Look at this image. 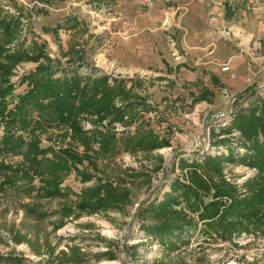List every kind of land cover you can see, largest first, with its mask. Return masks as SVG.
<instances>
[{"label":"rangeland","instance_id":"rangeland-1","mask_svg":"<svg viewBox=\"0 0 264 264\" xmlns=\"http://www.w3.org/2000/svg\"><path fill=\"white\" fill-rule=\"evenodd\" d=\"M234 1L236 9H239L241 5H237V0ZM10 2L11 0L2 1L6 10L16 13ZM15 2L26 13L20 40L25 39L27 46H30L32 40L45 43L47 57L58 62L64 71H79L83 75H107L112 84L113 80H122L128 90L146 97L148 107L136 110L135 119L127 114L123 121L112 124L105 121L99 125L101 131L115 134L114 124L131 126L141 121L139 127L145 125L156 134L158 132L157 136L163 130L161 139H169L170 146L151 154L128 153L130 160H126L125 152L113 159L99 160V168L105 172L99 176L113 180L114 184H117L120 174L128 171L126 186L131 193L132 206L125 214L113 212L69 217L64 219L59 230H54L55 224L63 220V207L75 206L82 192L97 182L94 179L84 183L75 170L61 184L63 190H68V194L61 198L34 201L35 195L25 197L24 192L9 189L0 195V255L15 254L22 257L23 264H76L77 260L85 261L83 264H264L263 238L243 236L231 243L202 238L196 232L191 236L189 245L179 251H170L157 240L144 241L136 218V211L144 201L163 197L169 190L170 180L181 179L182 182L184 180L189 183L186 171L183 172L179 167L180 159L191 162L197 158L200 162L203 161L205 154L199 153L204 149L209 125L210 146H213L215 141L225 137L219 135L231 126L235 112L255 100V97H250L234 101L232 107L229 104V109L220 112L231 110L230 120L218 119L214 114L199 129L192 117L184 116L194 106V101L189 99V103H186L185 100L173 99L178 94L177 89L171 85L170 79L158 75L159 66L163 63L161 58L167 56L169 45L180 44L179 35L171 30L173 20L192 11L204 12L208 8L211 12H217V8L221 7L217 3H225L229 7L230 0L208 1L207 5L206 0H151L149 6L143 5V0H66L52 5L32 0ZM35 7L44 9L46 14L36 13ZM69 16L79 18L81 26L77 30L64 27L65 19ZM60 24H63V28L53 33L52 30ZM229 33L231 34L230 31ZM171 34L173 42L169 37ZM176 57L171 56L172 61ZM36 66L37 63L34 62L16 66L11 77V81L17 86L16 94L27 89L26 84L20 86V81ZM253 85L256 84L250 86ZM257 88L259 96L264 97V85ZM116 104L118 107L122 106L121 101ZM80 122L84 131L89 134L96 128L87 117H82ZM188 124L189 127L186 128ZM197 135H200L202 145L194 149L191 142ZM39 136L44 148L50 146L56 150L70 148L83 151V147L73 141L70 131L66 134L64 129L51 128ZM186 136L188 139H184ZM236 136L239 133L233 132L231 138ZM125 137L128 136L116 138L120 140ZM188 142L190 146L187 145ZM98 145H94L95 149L99 148ZM212 148L208 154L213 156L226 150L223 147ZM22 161L21 156H0V162L5 164L17 166ZM79 167L83 169L82 166ZM256 172L243 165L227 164L224 177L230 183L242 185ZM34 184L39 186V180ZM24 204H35L36 211L47 214V217L38 220L35 215H26ZM16 233L25 237L21 244L15 241ZM157 245L159 246L155 247ZM110 252L115 255L113 260L106 255Z\"/></svg>","mask_w":264,"mask_h":264},{"label":"trees","instance_id":"trees-1","mask_svg":"<svg viewBox=\"0 0 264 264\" xmlns=\"http://www.w3.org/2000/svg\"><path fill=\"white\" fill-rule=\"evenodd\" d=\"M2 1L0 156H21L23 161L17 166L0 162V195L17 189L24 192L25 197L35 195L34 201L61 198L68 194L61 184L75 170L84 183L94 179L97 182L82 192L75 206L63 207V220L55 224L54 230H59L69 217L127 213L132 206L131 193L126 186L128 171L120 174L114 184L113 180L99 176L105 173L99 168V160L113 159L122 152L151 154L169 147L170 140L161 139L145 125L140 126L135 135L118 140L112 132L101 131L99 125L105 121L110 124L123 121L127 114L135 119L136 110L147 109L146 97L128 90L122 80H113L112 84L107 75L64 71L58 62L47 57L45 43L32 40L27 46L25 39L20 40L26 13L16 0L10 2L16 13L6 10ZM32 1L52 5L66 0ZM229 9L230 15L235 13ZM34 11L46 14L44 9L35 7ZM80 26L76 16L65 19L64 27L68 30H77ZM62 28L60 24L52 32ZM24 62H34L37 66L20 81V86L26 84L27 89L16 94L17 86L11 77L16 66ZM250 97L255 100L235 112L231 126L219 135L225 137L213 145L225 148L222 154L207 153L202 162L197 158L191 162L180 159L179 167L186 171L189 183L173 179L161 199L144 201L138 207L136 218L144 239L157 240L170 251L189 245L196 232L202 238L221 242L233 243L243 236L264 239V97L259 96V89L253 85L236 100ZM204 99L200 95L194 102ZM118 101L122 102L121 107L117 106ZM82 117L91 119L96 126L91 134L84 131ZM51 128L64 129L66 134L70 131L73 141L83 147V151L42 147L39 135ZM233 132H238L239 136L231 138ZM97 143L99 148L95 149ZM227 164L243 165L257 172L242 185L230 183L224 177ZM36 180L39 186L34 184ZM23 208L26 215H35L38 220L47 217L36 211L35 204H24ZM15 239L21 244L25 237L16 233ZM106 255L111 260L115 257L112 252ZM75 262L83 264L85 261ZM0 264H23L22 257L0 255Z\"/></svg>","mask_w":264,"mask_h":264},{"label":"crops","instance_id":"crops-1","mask_svg":"<svg viewBox=\"0 0 264 264\" xmlns=\"http://www.w3.org/2000/svg\"><path fill=\"white\" fill-rule=\"evenodd\" d=\"M208 1L213 0H206L205 5ZM237 1L241 7L233 10L232 15L227 12L225 3L219 2L221 7L217 12L209 8L205 9L207 12L192 11L171 24V30L179 35L180 44L169 45L167 56L161 58L163 63L158 75L171 80L178 91L177 96H173L177 101L189 103V99L205 97L194 102L184 114L192 117L199 129L209 116L230 108V96L241 94L251 84L264 85V0ZM229 31L232 41L221 36ZM169 37L173 42V35ZM171 56L177 57L172 61ZM225 66L229 70L223 71ZM187 145L190 146L189 142Z\"/></svg>","mask_w":264,"mask_h":264},{"label":"built area","instance_id":"built-area-1","mask_svg":"<svg viewBox=\"0 0 264 264\" xmlns=\"http://www.w3.org/2000/svg\"><path fill=\"white\" fill-rule=\"evenodd\" d=\"M143 5L145 6H149L151 4V0H143L142 2ZM229 7L232 9V10H235L236 9V3L234 0H230V3H229ZM224 39L228 40V41H232V37L231 34L229 32H226L225 34H222L221 35ZM223 71H227L229 70V67L228 66H225L223 69ZM225 93L228 94V92L225 90ZM231 98V102H230V105L231 107L233 106V103L234 101L236 100V97L235 96H230ZM231 111V110H230ZM225 112V113H219V114H216V117L218 119H225L227 118V120H230L231 119V113L232 112ZM157 114V113H156ZM143 122V120H142ZM141 123V121H139L137 124L135 125H131V126H126V125H122V124H114L113 126V131L114 133L116 134V137H121V136H133L136 134L137 132V129L139 127V124ZM90 128V126H88ZM210 128H211V125L208 126L207 128V131H210ZM158 134V132H157ZM164 135V131L163 130H160V133H159V136L160 138H162ZM177 135V134H176ZM208 140V138H207ZM207 140L204 141V146H203V150H201V152L199 153L200 155H203V154H207V153H210L211 149H213L210 145L207 146ZM191 145L194 147V149H197L199 148L201 145H202V140H201V137L200 135L199 136H196L192 142H191ZM171 149V148H169ZM126 160H130L131 159V156L127 153L126 154ZM171 181V180H170ZM183 182L186 183V181L183 180ZM148 239H144V241H147ZM149 240H152V238H149ZM159 245L155 246V247H158Z\"/></svg>","mask_w":264,"mask_h":264},{"label":"water","instance_id":"water-1","mask_svg":"<svg viewBox=\"0 0 264 264\" xmlns=\"http://www.w3.org/2000/svg\"><path fill=\"white\" fill-rule=\"evenodd\" d=\"M207 138H208V140H207V146H209L210 145V134H209V131L207 133Z\"/></svg>","mask_w":264,"mask_h":264}]
</instances>
